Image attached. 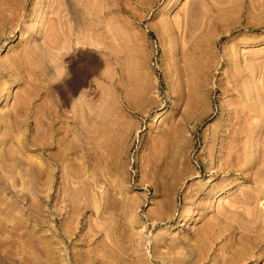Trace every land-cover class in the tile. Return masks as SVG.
<instances>
[{"label": "rangeland", "instance_id": "374dc122", "mask_svg": "<svg viewBox=\"0 0 264 264\" xmlns=\"http://www.w3.org/2000/svg\"><path fill=\"white\" fill-rule=\"evenodd\" d=\"M170 1L0 0V264H264V0Z\"/></svg>", "mask_w": 264, "mask_h": 264}, {"label": "bare ground", "instance_id": "6f19581e", "mask_svg": "<svg viewBox=\"0 0 264 264\" xmlns=\"http://www.w3.org/2000/svg\"><path fill=\"white\" fill-rule=\"evenodd\" d=\"M173 0H171L170 2L167 3V7L164 9L165 11L169 10V9H172L173 8ZM45 14H44V11L43 10H40L34 17V19L32 20V22L30 23L29 25V30L28 31H32L33 29H36L38 28L41 24H42V21H43V18H44ZM27 35L26 33L22 34L21 37L19 38L20 39H23L25 38ZM7 47H8V41L5 40L4 43L0 46V52H6L7 50ZM246 66V65H245ZM244 69V68H243ZM245 70V69H244ZM255 95V94H254ZM162 114L163 112H158L155 116L152 117L150 123H149V126L150 127H155L158 125V123L161 121L162 119ZM254 151L257 150V145L254 146ZM214 160V159H212ZM209 180H206L204 181V183L202 184V187L201 189L199 190L197 196L203 194L205 192V190L207 189L208 185H209ZM220 192L219 191H215L213 194H212V203H216L218 201V197H219V194ZM193 219V211H188L187 215L184 216L182 218V225H187L189 224V222ZM176 223L174 224H171L170 225V230H174V228H176ZM53 255V254H52ZM54 256V255H53ZM263 257L262 255H258V257H256L255 260H261Z\"/></svg>", "mask_w": 264, "mask_h": 264}]
</instances>
